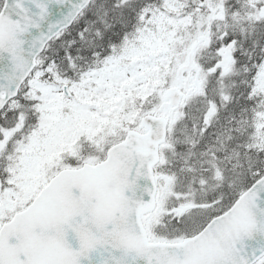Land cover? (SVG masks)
Listing matches in <instances>:
<instances>
[{
  "label": "snow or ice",
  "instance_id": "obj_1",
  "mask_svg": "<svg viewBox=\"0 0 264 264\" xmlns=\"http://www.w3.org/2000/svg\"><path fill=\"white\" fill-rule=\"evenodd\" d=\"M0 264H264V0H0Z\"/></svg>",
  "mask_w": 264,
  "mask_h": 264
}]
</instances>
